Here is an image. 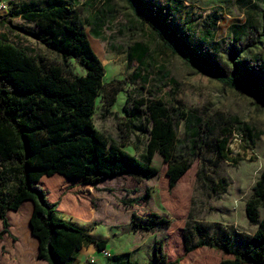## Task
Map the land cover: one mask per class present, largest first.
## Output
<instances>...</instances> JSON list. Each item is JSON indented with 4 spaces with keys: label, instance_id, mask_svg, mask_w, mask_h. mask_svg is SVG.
<instances>
[{
    "label": "trees",
    "instance_id": "trees-1",
    "mask_svg": "<svg viewBox=\"0 0 264 264\" xmlns=\"http://www.w3.org/2000/svg\"><path fill=\"white\" fill-rule=\"evenodd\" d=\"M127 2L133 14L147 23L174 55L203 76L250 97L264 108L262 87L215 70L209 53L203 51L196 55L188 49L190 42L183 35V27L191 29L196 23L192 7L179 0H167L165 4L158 1V4L153 2L156 14H151L142 0ZM30 6L22 10V19L37 26L44 45L62 62H50L32 54L29 48L0 36V221L3 225L0 240L9 234L8 212L18 211L22 203L29 200L34 206L30 218L32 235L39 242L37 258L47 264H69L84 246L94 245L102 251L107 241L96 240L86 230L64 220L58 211L59 203L48 200V191L41 186V180L59 175L85 186H96L120 176L136 181L150 180L157 175L158 169L124 150L123 145L110 142L94 126L96 100L105 88V68L73 5L66 0H46L43 6ZM209 19V24L214 25L215 12ZM92 32L95 38L101 36L99 31ZM209 34L204 30L201 42L195 45L203 44ZM138 51L142 57L147 48L140 47ZM70 59L85 70V75L77 76L69 69ZM113 99L108 101L109 106L113 105ZM141 104L146 106V111L138 114L145 116L151 126L147 158L151 160L156 154L163 158L169 191L177 187L200 153L209 147L216 155L213 164L216 180L210 181L208 189L210 195L217 196L215 187L221 182L220 164L236 162L228 156L232 126L218 128L216 123L190 117L181 106L175 107L160 99L141 101ZM182 120L187 130L183 138L178 132ZM239 127L246 147L254 148L259 136L247 125L239 123ZM197 178L203 179L202 174L197 173ZM221 193H227L225 187ZM147 198L148 194L141 200ZM137 203L138 200L124 201L128 206ZM244 210L249 223L256 227L252 235L222 226L211 234L207 227L199 224L187 232V224L185 252L210 248L225 256L219 264H264V213L261 216V211L264 212V167ZM131 223L135 230L143 231L165 230L172 224L170 219L155 213L145 218L133 213ZM166 241V237L156 241L152 257L145 264H174L165 251ZM109 264L141 263L131 260L130 254L125 253L113 256Z\"/></svg>",
    "mask_w": 264,
    "mask_h": 264
},
{
    "label": "rangeland",
    "instance_id": "rangeland-1",
    "mask_svg": "<svg viewBox=\"0 0 264 264\" xmlns=\"http://www.w3.org/2000/svg\"><path fill=\"white\" fill-rule=\"evenodd\" d=\"M45 1L18 0L9 14L0 15V36L29 48L34 55L60 64L61 58L44 45L37 26L21 17L23 9L31 7V4L43 6ZM66 1L79 13L91 46L105 68V88L96 100L92 117L94 126L110 142L123 145L124 150L158 169L157 175L150 180L136 181L120 176L108 179L98 186L76 190L75 193L94 205L96 213L106 215V219L111 214L116 216L123 228L110 234L105 226H99L96 228V235L110 236V247L114 252L115 248L117 252L120 247L128 248L127 245L136 232L129 225L132 214L145 218L154 213V204L150 201L153 195L168 213L161 217L174 218L172 229H165L169 231L160 235L161 238H167L172 259L182 254V264H218L225 256L214 249L185 252L186 226L188 224L187 232L195 224L207 227L211 234L218 232L219 226L234 229L244 235L255 232L256 227L249 223L244 207L264 167V108L250 97L203 76L174 55L148 24L133 14L127 0ZM142 1L151 14H156L153 2L165 4L167 0ZM179 1L192 7L196 17V23L191 29L183 27V35L190 42L188 49L196 55L203 51L209 53L215 70L219 69L246 83L258 85L264 93V0ZM214 12L215 24L211 26L209 16ZM206 29L210 34L204 43L195 45L201 42V33ZM92 31H99L101 36L95 38ZM140 47L147 48V53L142 57L138 51ZM238 64L241 65L240 68ZM68 65L75 75H85V70L75 60L70 59ZM112 98L113 105L109 106L108 101ZM155 99L175 107L181 106L190 117L216 123L218 128L232 126L228 156L236 162L224 161L220 164L221 182L215 187L217 196L222 194L223 187L226 188V194L220 197L210 195V181L216 180L213 176L216 155L209 147H205L200 153L177 187L169 191L167 167L163 158L158 154L151 160L147 158L151 126L145 116L138 114L146 111V106L141 101ZM239 123L251 127L259 136L254 148L246 147ZM178 132L182 138L187 134L185 120L181 121ZM197 173H201L203 179H198ZM61 178L59 175L43 178L44 186L51 188ZM93 192L100 199H93ZM147 194L149 198L141 200ZM130 200H138V203L131 206L124 204V201ZM66 204L71 213L75 211L84 216L89 213L85 207L78 210L75 204ZM263 213L261 211V216ZM106 223L108 222L105 221L104 224ZM196 241L194 238V242ZM0 258V264H10L9 261L5 263L1 256ZM13 259L17 260L16 257Z\"/></svg>",
    "mask_w": 264,
    "mask_h": 264
},
{
    "label": "crops",
    "instance_id": "crops-1",
    "mask_svg": "<svg viewBox=\"0 0 264 264\" xmlns=\"http://www.w3.org/2000/svg\"><path fill=\"white\" fill-rule=\"evenodd\" d=\"M41 185H43L42 187L48 191V200L50 202L59 203L58 211L60 213V216L64 220L72 222L80 228L86 230L88 235H90L92 238L96 240H106L107 244L105 249L110 251L112 256H121L125 253H130L131 260L137 261L141 264H145L151 259L155 243L157 240L161 239L160 235L163 232H168L170 229H172L174 218L166 217L170 219L172 223L168 231L136 230V232H134V235H132L133 240H131L129 245H127L128 248L120 247L118 248L120 250L119 252H117V248H115L116 252H114V249L110 247V236H97L95 233L96 228L99 226H105L110 234L114 230L121 231V229L123 228L117 222L116 216H113L111 214L109 219H106V215L96 213L94 205L89 200H87L86 198H81L77 193H75L77 189H82V187L87 186L82 185L74 180H66L64 177L61 178V181H59L57 185H52L51 188H47L44 186L43 179L41 180ZM98 185L99 184H97L96 186ZM95 194L96 193L94 192L92 193L93 199H100V197ZM150 199L152 204H154L155 209H153V211L155 214L159 216H163L164 214L166 216L168 215V213L164 211L163 204H160L157 197L152 195ZM66 202L70 203L71 205L75 204L78 210H80L82 207H85L89 211V213L84 216L83 214H78L70 209V211H72L71 213L67 208ZM33 208V203L28 200L22 203L18 211L8 212L7 218L10 225L9 234H5L0 240V256L3 258L2 260L5 263L9 261L10 264H47L45 261L39 260L37 258L39 242L38 239H36L32 235L30 226V218L33 212ZM181 208L182 205L181 207H179V211L181 210ZM65 213L66 215H64ZM105 221L108 223L104 224ZM129 225H131V227H133V230H135L131 222H129ZM180 227L182 228V224ZM2 229L3 225L2 227H0V231ZM114 236H117V234H115ZM165 251L168 255L169 261L174 264H182V254L175 259H172V257L170 256L167 241ZM15 257L17 259L16 261H14L13 259ZM91 259H94L95 261L93 264H109V259L103 257L101 251L97 250L94 245L84 246L82 249L76 252L73 260L69 264H91Z\"/></svg>",
    "mask_w": 264,
    "mask_h": 264
},
{
    "label": "built area",
    "instance_id": "built-area-1",
    "mask_svg": "<svg viewBox=\"0 0 264 264\" xmlns=\"http://www.w3.org/2000/svg\"><path fill=\"white\" fill-rule=\"evenodd\" d=\"M18 0H1L0 1V15H7L9 11L17 4ZM101 254L106 259H111L113 256L110 251L104 249L101 251ZM95 261L94 259L90 260V263L93 264Z\"/></svg>",
    "mask_w": 264,
    "mask_h": 264
}]
</instances>
